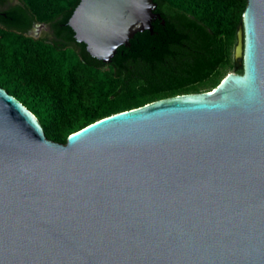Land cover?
<instances>
[{
    "label": "water",
    "instance_id": "obj_1",
    "mask_svg": "<svg viewBox=\"0 0 264 264\" xmlns=\"http://www.w3.org/2000/svg\"><path fill=\"white\" fill-rule=\"evenodd\" d=\"M155 7L79 0L67 24L107 63ZM233 58L242 72L212 89L64 143L0 87V264H264V0H246Z\"/></svg>",
    "mask_w": 264,
    "mask_h": 264
},
{
    "label": "trees",
    "instance_id": "obj_2",
    "mask_svg": "<svg viewBox=\"0 0 264 264\" xmlns=\"http://www.w3.org/2000/svg\"><path fill=\"white\" fill-rule=\"evenodd\" d=\"M0 16V87L66 141L102 117L177 94L207 91L229 72L246 0H154L152 32L139 31L110 62L92 57L67 24L79 0H20ZM48 23L53 42L24 32ZM164 21V23H162Z\"/></svg>",
    "mask_w": 264,
    "mask_h": 264
},
{
    "label": "flooded vegetation",
    "instance_id": "obj_3",
    "mask_svg": "<svg viewBox=\"0 0 264 264\" xmlns=\"http://www.w3.org/2000/svg\"><path fill=\"white\" fill-rule=\"evenodd\" d=\"M22 5L20 0H0V16L11 19L6 14V11L13 6ZM26 36H30L34 39H43L46 42H53V34L48 23L34 21L24 32Z\"/></svg>",
    "mask_w": 264,
    "mask_h": 264
}]
</instances>
